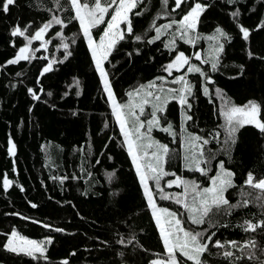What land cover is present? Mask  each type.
<instances>
[{"label":"trees","instance_id":"trees-1","mask_svg":"<svg viewBox=\"0 0 264 264\" xmlns=\"http://www.w3.org/2000/svg\"><path fill=\"white\" fill-rule=\"evenodd\" d=\"M196 2L210 7L201 13L195 30L181 38L174 24L171 29H162L160 39L148 43L156 35L154 25L180 21ZM101 3L104 6V0ZM115 7L111 5L104 21L91 28L95 41L105 32ZM237 9L238 19L231 15ZM136 11L143 14L136 16ZM53 17L62 24H51L42 40L28 44L24 37L11 35L18 25L28 29L26 35L31 39ZM130 19L134 35L118 40L104 62L107 79L120 104L128 100L129 92L165 75L166 66L179 52L189 58L184 71L196 63L212 81L206 83L203 76L190 72L191 110L171 100L161 120L163 125L172 124L175 136L161 130L151 133L170 150L165 158L169 175L161 179V188L178 177L195 180L201 188L209 186L219 161H224L225 168L234 173L236 185L225 196L230 204H242L246 198L247 207L231 209L230 214L217 213L211 225H194L184 212V227L205 231L206 235L216 233L201 256L203 264H261L264 228L245 231L243 225L264 220V206L255 199L261 190L245 183L249 172L257 182L264 178V133L253 124L243 125L235 133V143L226 144L228 124L221 110L254 101L259 105V119L264 122V0H239L236 4L187 0L180 8L175 7L174 0H169L167 6L163 0H144L130 13ZM241 25L250 32L247 40ZM217 28L225 31L228 39L223 38V50L215 58L217 67L213 70L208 58L203 63L196 56L206 53ZM169 42L171 47H165ZM64 44L68 45L67 51ZM24 46L29 47L32 58L8 64ZM48 64L52 70L43 73ZM204 87L209 90L207 96ZM29 88L39 100L33 99ZM186 111L192 119L186 121L185 130L207 139L205 156H214L209 164L202 165L210 169L207 175L183 166L181 127ZM13 144L14 154H10ZM5 177L11 181L6 189ZM151 183L156 205L179 209L172 199H161L155 183ZM242 192L251 195L242 197ZM13 230L42 243L43 255L33 259L4 249ZM120 240L125 243L120 244ZM217 240L225 247H215ZM232 241L241 247L254 241L255 247L241 251L231 246ZM224 251H232L242 259L225 258ZM250 252L258 259H248ZM175 255L178 261L193 264L178 251ZM167 256L74 8L69 0H16L8 13L0 12V264H152L167 260Z\"/></svg>","mask_w":264,"mask_h":264},{"label":"snow or ice","instance_id":"snow-or-ice-1","mask_svg":"<svg viewBox=\"0 0 264 264\" xmlns=\"http://www.w3.org/2000/svg\"><path fill=\"white\" fill-rule=\"evenodd\" d=\"M175 7L180 8L182 4L187 3V0H174ZM227 3L236 4L239 0H226ZM16 0H0V12L8 13L10 10V6H14ZM70 6L75 10V19L79 20L81 27L83 28L84 35L89 38L90 46H91V37L89 36V25L96 26L104 21V16L109 11V7L113 4H116L117 7L114 9V15L111 17V21L108 23V30L104 32V37H110L107 47H105V42L102 39L97 45V47L92 48V58L95 61V67L100 73L101 79L103 80L104 90L106 91L108 97L111 100V106L113 114L116 120L119 123L121 132L124 136L125 143L127 144L129 155L132 157V162L135 165L136 172L139 176L140 183L143 185L145 190V195L147 197L149 205L153 209V216L155 217L156 224L159 227L160 235L163 240L164 247L167 256V264H185L184 261H178L177 256L175 255V251H178L181 256L185 257L187 261H192L193 264H203L201 260L202 254L206 253L209 244L212 243L213 237L216 235L215 232L211 233V235H206L205 231H190L185 229L182 226V222L180 218H176L173 221H166L167 227L165 223L161 222V216L156 213V205L153 203V193L149 188L148 181L152 180L157 189V193L160 195L161 199H172L176 204L182 205L186 212L188 220L194 225H203L205 223L212 224V216L217 213H225L230 214L231 209L238 208L241 206L247 207L249 201L245 198L241 202H237L236 204H230L229 200L226 198L225 193L236 185L233 183L234 173L225 169L224 161H219L218 168L219 172L215 177L211 178V187L201 188L195 180H186L177 178L175 181H168L167 187L171 188L174 184L177 187H182V193H165L163 189L160 187L161 179L169 175V173L163 171L161 167V163L165 158H168L170 155L169 147L165 144H161L155 141L151 137V133L154 127H160V121L164 118L163 112L164 109L161 106H158V103H152V111L149 113V118L145 120H141L140 117L144 115L145 108L144 105L150 104V99L155 100L157 102L161 101L160 95H155L152 91H148L142 101L139 104H120L117 100L114 99V93L111 91L110 81L107 79L108 73L104 67H102L101 61L106 59L107 55L110 53L107 49L113 48L117 43L116 37L118 36L120 40L125 38V35H134V27L132 24V20L129 18V13L133 12L134 9L139 8L141 4L144 3V0H104V6H102L101 0H83V3L78 2V0H69ZM169 0H163V4L167 6ZM210 5L202 4L200 2H196L194 6H190V9L182 16L180 21H172L163 26H153L154 31L156 33L155 37L148 41V43H154L156 40L160 39L162 35V29H171L174 24H177L179 27L181 38H184L188 33L192 32L199 21V17L203 11ZM175 11V9H173ZM143 12L136 11L134 15L139 16L142 15ZM231 15L234 18L239 17V10L233 11ZM125 23L126 28L122 32H113V29H119L120 23ZM51 24H62V21L56 17H53L48 23H45L43 27L39 28L31 37L28 38L26 32L27 28L21 29L18 25L15 26L12 31V36L24 37L28 44H31L33 40H40L45 31L50 27ZM264 27V25H261ZM240 31L242 32L243 38L247 40L250 36V32L247 28L240 26ZM216 33L219 37L224 39H228V35L221 28L216 29ZM60 35V33H57ZM135 39L139 41L141 39L140 36H136ZM175 39V34L173 33V40ZM210 39H215L212 37ZM172 42L166 44L165 47H171ZM64 49L67 51L68 45H63ZM218 51L223 50V44H217L216 46ZM103 49L98 55V50ZM37 49L36 51H38ZM175 51V49H173ZM67 55H71L70 52ZM32 58V54L29 53V48L27 46L20 47L19 52L14 59L9 60L8 64H17L21 60H29ZM197 60H200L201 57L199 55L196 56ZM208 61H205L207 63ZM189 64V58L185 56L183 52H179L175 55L174 61L170 62L165 71L171 75L173 69L177 71L180 70L181 65ZM211 67L213 70L216 69V62H212ZM52 70V65L48 64V66L44 67L43 73H47ZM188 72H195L205 78L206 83H211V77L203 71L198 66H190L187 69ZM42 73V74H43ZM17 75H20L19 73ZM157 79L163 80V77H158ZM77 85L79 81L76 82ZM172 83H181L186 87L177 89H167L168 93L173 94V96L179 97V103L182 108H186L187 110H191L192 104L189 102L188 97L193 96L192 85L188 83L184 77H180L178 79H174ZM144 85H141L140 88H144ZM148 89L156 88L158 91H162V86L157 85L155 81L151 82L146 86ZM28 91L32 93L33 99L39 100L40 97L36 95L33 89L29 88ZM219 89L217 92L219 93ZM140 89L135 90V94L138 95ZM203 94L208 95L209 90L207 87L203 88ZM51 95V93H49ZM129 97H133L134 93L129 92ZM139 109L137 112L136 109ZM259 111V105L254 101H249L243 107H232L230 109L225 108L221 110V114L225 115L227 118L228 124V139L225 143H235V133L238 131L239 127L243 126V124H255V126L264 133V122L257 118V113ZM239 114V115H237ZM235 117V118H234ZM242 117V118H240ZM192 116L185 112V120H191ZM143 130V131H142ZM161 131L170 132L175 136V133L172 132V124L167 123L166 127H160ZM218 135V134H217ZM134 137V138H132ZM190 140L200 141L199 151L195 153L186 154L184 159L186 161V167L189 171L199 172L201 175H207L210 169L203 168L201 165H206L211 162L212 157H206L204 152V145H207L209 141L200 136H190ZM145 140L150 141V143L146 144ZM11 143V142H10ZM15 145L13 144L9 148V153L14 154ZM146 149H152L151 151H147ZM227 151V149H225ZM152 157L151 161L144 162L146 158ZM143 169V170H142ZM171 175H175L172 173ZM66 179V178H65ZM4 186L5 189L11 181H9L6 177L4 178ZM245 183L251 186L254 189L261 190L260 195H256L255 199L257 201H261L262 206H264V178H260L255 181V177L252 172H249L246 177ZM251 195L250 193L242 192V197H248ZM35 207V205H33ZM215 209V211H213ZM162 213H166L167 217H174L177 214L169 211L168 209H160ZM215 226V225H212ZM245 231H255L258 227L264 228V220L259 222L258 224L252 223L251 221H246L245 225H243ZM59 230V229H58ZM18 237V233L13 230L10 234V238L7 243L4 245V249L20 255L23 253L24 255L31 256L33 259H39L35 255L36 252H40L43 255V248L41 244L36 241L26 240L25 244L30 245L28 248L18 247L14 244V239ZM19 239L23 240V237H19ZM43 243H50V241H45ZM120 244H124L123 240L119 241ZM233 248L240 247L241 251L244 248L249 246L255 247V242H249L244 244L242 247L237 244V242L232 241L229 242ZM215 247L224 248L225 245L222 244L219 240L215 241ZM223 256L225 258L240 260L242 257L234 256L232 251H224ZM248 259H258L254 253L250 252L247 256ZM152 264H162L161 261H153ZM264 264V262H261Z\"/></svg>","mask_w":264,"mask_h":264},{"label":"rangeland","instance_id":"rangeland-1","mask_svg":"<svg viewBox=\"0 0 264 264\" xmlns=\"http://www.w3.org/2000/svg\"><path fill=\"white\" fill-rule=\"evenodd\" d=\"M129 18H130V13H129ZM92 27L93 26L89 25V36L91 37V46H90L89 38L86 36V39L88 40V43H89V46H90L91 51H92V48L93 47H97V45H99V43H100V41L102 39L105 42V47H107V44L109 42L110 37H104V33H103L102 37L99 40L95 41L92 38L91 32H90V30H91ZM125 28H126V25H125V23L122 22L119 25V29H113L112 31L113 32H122ZM107 30H108V27L106 28L105 31H107ZM44 34L42 35V37H41L40 40H42L44 38ZM210 37L211 38L212 37H215V39H211V41L208 43L207 48H206L207 49L206 50V53L204 54V53L200 52V53L197 54V55H199L201 57V59L199 61H201L203 63H205V61L207 60V58L209 59L210 62H214L215 61V58L219 55V52H220L216 48L217 44L218 43L219 44H224L223 38L222 37H219L217 35V33L212 34ZM116 39H117V41L120 40L118 36L116 37ZM112 49L113 48L107 49V51L110 53L112 51ZM101 51H103V49H99L97 54L99 55ZM108 56L109 55H107L106 59L108 58ZM106 59H104V60L101 61L102 67H104V62L106 61ZM193 65L194 66H198V64H196V63H193L192 66ZM189 73L190 72L183 70V65H181V68H180L179 71H177L176 69H173L172 72H171V75H169V73L166 71L165 75L161 76V77L164 78L163 80H159V79L153 80V81H155V83L157 85H161L162 86V89H163L162 91H158L156 88L148 89L146 86L149 85L151 82H153V81H151V82L145 84L144 85L145 86L144 88H138V89H140V92H139L138 95L135 94V90L131 91V92L134 93L133 97H131V98L128 97V100L126 102H124L123 104H139V103H142V101H143V99H144V97H145V95H146V93L148 91H152L155 95H160L161 98H162L160 102H157V101L152 100L151 98H149L150 101H151L150 104L144 105L145 113H144L143 116L140 117V119L141 120H145V119L149 118V113L152 111V107H151V104L152 103H158V106H161V107H163V109H165V107H166V105L168 104L169 101H171V100H178L179 101V97L178 96H175L174 97L173 94L168 93L167 89H170L171 88V89H177V90H179L181 88H185L186 86L184 84H181V83H175L174 84V83H172V81L174 79H178L180 77H184V79L188 82V74ZM111 91L113 92L112 88H111ZM106 95H107V93H106ZM107 98H108V100H109V102L111 104V100L108 97V95H107ZM114 99L116 100L115 96H114ZM237 107H243V106H237ZM136 111L138 112L139 109L137 108ZM237 115H239V114H237ZM240 118H242V117H240ZM257 118L259 119V111L257 113ZM224 119H225V123L227 124V118H226V116H224ZM117 123H118V121H117ZM185 123H186V120H185V112H183V125L181 127V132H182V151H183V166L186 169H188L186 167V161H185L184 157H185L186 154L198 152L199 151V146H200V143L201 142L200 141H195V140H190L189 139L190 136H197V135L192 134V133H188L185 130ZM118 125H119V123H118ZM243 125H247V123H245ZM253 125H255V124H253ZM160 127H166V125H163L161 123V121H160ZM160 127H154L153 130H160ZM151 137L155 141L159 142L155 137L152 136V134H151ZM132 138H134V137H132ZM145 143L148 144V143H150V141L145 140ZM159 143H161V142H159ZM161 144H163V143H161ZM146 150L147 151H151L152 149H146ZM151 160H152V157H148V158L145 159L144 162L146 163V162L151 161ZM161 167L163 168V171H165V160L162 161ZM201 167H203V166L201 165ZM226 170H228V169H226ZM218 172H219V168H218V171H217L216 175L218 174ZM180 179H182V178H180ZM175 180H177V178H175L173 180H168V181H175ZM186 180H191V179H186ZM168 181L165 182V186H164V188H162L165 193L171 194V193H182L183 192V188L182 187H177L175 184L171 188L167 187V182ZM233 183H234V180H233ZM197 184H198V182H197ZM148 185H149V188L151 189V192L154 194L155 193L154 192V189H153L154 187H153V184L151 183V180L148 181ZM211 186L212 185L210 183V185L209 186H206V187H211ZM178 189H179V191H178ZM153 203L156 205V203L154 201V195H153ZM176 205L179 206V209L178 210L177 209L176 210L175 209H170V208H167V207H162V206L156 205V213H157V215H160L161 216V222L162 223H165V226L166 227H167L166 221H173L176 218H180L181 219L182 226L184 227V223L185 222H184L183 216H184V212L186 213V215H187V212H186L185 208L182 205H180V204H176ZM160 209H168L169 211H171L173 213H176L177 215L174 216V217H167L166 213H162L160 211ZM152 214H153V209H152ZM154 219H155V217H154ZM19 237H21V236L18 235V237L14 239V244L16 246H18V247H24V248L30 247V245L25 244V241L26 240H31V239L24 238L23 240H21V239H19ZM31 241H35V240H31ZM40 244H41V247L43 248L42 243H40ZM39 254H41V253L40 252H36L35 253V255H39ZM20 255H24V254L21 253ZM24 256H28V255H24ZM157 261H161L162 264H167V260H157Z\"/></svg>","mask_w":264,"mask_h":264}]
</instances>
